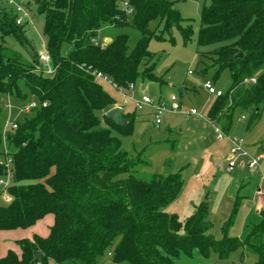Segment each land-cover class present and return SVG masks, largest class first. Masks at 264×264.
I'll list each match as a JSON object with an SVG mask.
<instances>
[{"label":"trees","instance_id":"trees-1","mask_svg":"<svg viewBox=\"0 0 264 264\" xmlns=\"http://www.w3.org/2000/svg\"><path fill=\"white\" fill-rule=\"evenodd\" d=\"M122 2L27 1L44 16L52 75L34 70L38 51L25 37L24 24L15 23L13 7H0V100L15 96L24 102L30 96L38 103L8 133L15 184L8 188L12 201L0 205V230L26 229L53 215L46 237L18 240L20 256L9 250L0 264H101L105 254L112 264H173L210 251L223 258L237 247L253 252L255 264H264V208L242 237L229 236L240 206L235 198L223 236L216 239L208 233L207 202L182 220L165 211L182 189L181 173L138 177L136 166L143 160L129 155L111 134L112 128L129 134L135 117L123 112L129 120L119 126L105 116L116 100L91 71L107 74L120 87L158 81L154 64L140 69L151 57L150 40L167 37L172 43L176 29L185 41L193 32L174 1L127 0L130 12ZM104 24L131 26L140 37L132 48L125 33L102 46L93 39ZM9 34L27 49L28 60L3 45L2 36ZM63 42L70 45L64 55ZM196 45H215L199 52L200 73L213 67L215 76L228 70L231 77L230 89L214 96L207 118L226 134L241 114L250 112L257 120L264 108V0H204ZM238 51L241 56L229 60ZM251 77L255 82H247ZM2 128L0 120V156ZM37 251L42 255L34 261Z\"/></svg>","mask_w":264,"mask_h":264},{"label":"rangeland","instance_id":"rangeland-1","mask_svg":"<svg viewBox=\"0 0 264 264\" xmlns=\"http://www.w3.org/2000/svg\"><path fill=\"white\" fill-rule=\"evenodd\" d=\"M27 1L31 0H21L31 12L29 20L26 19L24 23V35L39 53L46 44L43 34L44 16L37 11L33 3L26 5ZM171 1H174L180 15L191 23L193 31L191 37L184 41L179 31L173 29L172 43L167 37L165 40L155 37L150 40L148 50L151 57L148 64L146 62L141 64L140 69L154 64L153 72L160 80H137L133 86L129 84L128 87H122L121 91L102 84L116 102L124 107L125 112L135 117L129 134H122L114 128L111 129V134L118 139L120 147L129 155L138 156L143 160L136 166L138 177L148 179L153 174L179 171L183 178L182 189L164 208L165 211L175 212L182 220L193 214L201 202H207L206 216L210 221L208 233L216 239L223 236V225L228 219L233 202L235 198L238 201L240 198V206L228 235L242 237L247 227L258 219V214L251 212L258 184L262 185L263 193L257 202L264 208V179H261V174L264 176V160L252 170L240 165L228 170L226 158L231 137L240 139L253 156L259 151H264V108L257 120H253L251 113L247 112L245 119L236 120L233 129L222 139L216 138L214 127L206 116L214 95L208 93L203 83L211 80L216 88L228 91L231 87L230 73L223 70L215 76L213 67L204 71L205 74L200 73L199 52L215 47L196 45L204 0ZM205 3L208 4L209 0H205ZM0 7L8 9L13 6L7 0H0ZM157 23V20L151 21V29H155ZM120 33L127 34L129 48H132L140 37V32L131 26L117 27L104 24L97 31V43L103 46L110 41H104L105 36L113 38ZM1 35L0 31V37ZM2 41L5 47L29 59L27 49L13 35H3ZM69 48V43L63 42L60 47L61 54H66ZM190 70L192 73H189ZM143 95L149 96L155 103L159 101L166 105L160 123L154 122L155 110L152 105L145 104L140 109L135 107ZM172 95L180 104L174 111L168 109ZM30 99L28 96L24 102ZM5 100V97H1V124L4 125L8 119L21 120L22 113L18 109L24 102L10 96L12 108L9 110L5 106ZM192 108L200 115L188 116L186 113ZM219 163H222V166H219ZM2 233H5L2 234L3 240L21 233L29 234L24 229L5 230ZM262 240L264 241V234ZM4 243L3 241L1 244ZM256 259L257 256L253 252L237 247L223 258L210 251L207 257L198 254L190 258L182 256L173 264H255ZM101 264H112L108 254L103 256Z\"/></svg>","mask_w":264,"mask_h":264},{"label":"built area","instance_id":"built-area-1","mask_svg":"<svg viewBox=\"0 0 264 264\" xmlns=\"http://www.w3.org/2000/svg\"><path fill=\"white\" fill-rule=\"evenodd\" d=\"M7 1L10 5L13 6L16 12L15 23L17 25L24 24L26 19L29 20L31 12L28 7H26L20 1L17 0ZM122 5L127 12H130L127 0H123ZM93 42L97 43V40L93 39ZM34 70L42 72L45 75H52L55 71V67L51 63L50 54L45 46H43L42 51L38 53V64L36 65ZM189 73H192V70H190ZM91 74L100 83L107 84L110 87L119 91L122 90V87L118 86L107 74L99 70H92ZM247 82L253 83L255 82V78L251 77ZM133 85L134 84H131V86ZM203 87L208 91L209 94H212L214 96H220L224 92L221 89L216 88L211 80H206L203 83ZM5 101V106L10 110L12 108V105L9 101V96L6 97ZM37 104L38 103L36 99L31 98L29 101L24 102L18 110L22 114L29 113L32 108L37 106ZM145 104H149L154 107V122L156 124L160 123L161 114L164 109L167 108L166 105H164V103H159V101L155 103L154 100L151 99L149 96L143 95L142 99L136 103L135 107L140 109ZM42 106H46V102H43ZM179 107L180 104L177 102L176 97L172 95L170 98L168 109L174 111L177 110ZM186 114L188 116L200 115L194 108L187 111ZM243 119H245V114H241L238 118L239 121ZM208 121L214 127L216 138L222 139L226 133H224L221 128L218 125L214 124L211 120L208 119ZM16 128L17 122L10 121L9 119L5 122L2 128V154L0 156V165L3 167L4 172L0 175V204H8L13 199V196L8 192V188L15 184V181L13 179V157L8 144V133H12ZM262 160H264V152L258 153L255 156H251L248 150L242 144L240 139H238L237 137L230 138L229 154L226 158V168L228 170H232L238 165L246 166L249 170H252L257 168L259 162ZM261 179H264V176L262 174ZM256 193L259 195L263 193L261 184L258 185Z\"/></svg>","mask_w":264,"mask_h":264},{"label":"crops","instance_id":"crops-1","mask_svg":"<svg viewBox=\"0 0 264 264\" xmlns=\"http://www.w3.org/2000/svg\"><path fill=\"white\" fill-rule=\"evenodd\" d=\"M111 39L112 38L109 37V36H105L104 37V41L111 40ZM115 105L121 106L118 102H116ZM121 107L123 109V112H125L124 107L123 106H121ZM248 152H249V150H248ZM262 152H264V151H259L258 153H262ZM250 155L253 156L251 153H250ZM219 166H222V163H219ZM240 167H241V165H240ZM242 167H244V166H242ZM260 195L257 194L256 192L254 193V196H256V200H255V204H252V207H251L252 208L251 212L257 213L258 214V218H259L260 211L263 209L262 205L260 204V202L259 203L257 202L258 201V197ZM52 224H53V215L52 214H48L45 217H43L42 219L38 220L34 225L24 229V231L29 232V234L24 235V234L21 233V234H19L17 236L16 235H14V236L8 235V236H12L13 238L12 237L11 238L8 237L6 240L2 239V236H3L2 234H5V233H2V232L5 231V230H0V240H1V242H0V258L4 257L9 250L14 251L18 256H20L21 249H20L19 245L17 244V241L21 240V239H24V238L32 239L33 235H39L41 237H46L48 235V233H49V228H50V226ZM18 229H21V228H18ZM14 230H16V229H14ZM3 241L5 243L1 244V243H3ZM48 264H55V262L53 260H49Z\"/></svg>","mask_w":264,"mask_h":264},{"label":"water","instance_id":"water-1","mask_svg":"<svg viewBox=\"0 0 264 264\" xmlns=\"http://www.w3.org/2000/svg\"><path fill=\"white\" fill-rule=\"evenodd\" d=\"M241 54L242 53L240 51H238V52L234 53L230 57L229 60H232L233 58L241 56ZM122 114H123L122 107L116 106V105L113 106L112 108L108 109L105 112V116L107 118H109L113 123H115L116 125H119V126H125V125H127L129 119L127 117H124ZM41 255H42L41 252L37 251L33 260L36 261L37 259H39L41 257Z\"/></svg>","mask_w":264,"mask_h":264}]
</instances>
